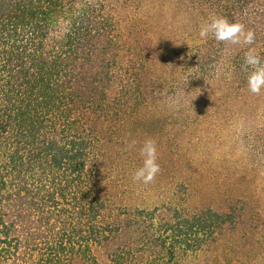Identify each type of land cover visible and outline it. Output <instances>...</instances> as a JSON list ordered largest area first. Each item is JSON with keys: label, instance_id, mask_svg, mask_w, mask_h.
I'll return each mask as SVG.
<instances>
[{"label": "trees", "instance_id": "16d2710c", "mask_svg": "<svg viewBox=\"0 0 264 264\" xmlns=\"http://www.w3.org/2000/svg\"><path fill=\"white\" fill-rule=\"evenodd\" d=\"M129 1L0 0V264H98L95 249L116 240L110 264H179L235 220L212 209L163 219L157 208L118 207L106 161L148 106L153 56L138 46L137 26L117 20ZM177 1L195 21L193 44L164 66L182 80L170 106L194 108L219 89L247 102L244 56L254 49L264 60V0ZM215 16L243 24L253 43L197 39ZM255 144L264 153V130Z\"/></svg>", "mask_w": 264, "mask_h": 264}, {"label": "rangeland", "instance_id": "374dc122", "mask_svg": "<svg viewBox=\"0 0 264 264\" xmlns=\"http://www.w3.org/2000/svg\"><path fill=\"white\" fill-rule=\"evenodd\" d=\"M116 14L125 31L137 26L131 32L138 46L153 55L144 75L148 106L128 128L125 145L106 161L110 182L120 187L114 191L118 207L157 208L163 219L176 209L232 214L234 222L215 244L179 264H264V153L255 146L257 133L264 130V90H244L245 103L226 100L229 94L219 89L216 99L201 96L198 107L170 106L177 99L174 86L182 80L164 66L172 65L185 43L193 44L195 18L177 0H130L118 5ZM161 78L167 79L163 85ZM207 102L213 106L206 107ZM148 139L156 144L160 171L151 183H133L134 171L143 164L140 148ZM122 244L116 240L96 248L98 264H110V252Z\"/></svg>", "mask_w": 264, "mask_h": 264}, {"label": "clouds", "instance_id": "9594fccd", "mask_svg": "<svg viewBox=\"0 0 264 264\" xmlns=\"http://www.w3.org/2000/svg\"><path fill=\"white\" fill-rule=\"evenodd\" d=\"M210 35L216 41L232 44H252L254 39L251 31L245 33L243 24L231 23L227 18L220 16L212 17L210 21L200 26L199 37L201 39H206ZM244 65L246 68L252 69L247 78L248 90L252 93H259L264 89V60L254 49H249L244 56ZM134 145L135 141L130 147ZM140 155L143 158V164L134 171L132 181L133 183L148 184L155 179L160 171L155 142L151 139L146 140L140 148Z\"/></svg>", "mask_w": 264, "mask_h": 264}]
</instances>
